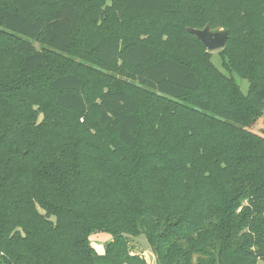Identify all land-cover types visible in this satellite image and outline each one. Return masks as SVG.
I'll use <instances>...</instances> for the list:
<instances>
[{
	"label": "trees",
	"instance_id": "1",
	"mask_svg": "<svg viewBox=\"0 0 264 264\" xmlns=\"http://www.w3.org/2000/svg\"><path fill=\"white\" fill-rule=\"evenodd\" d=\"M106 1L0 0V264L264 261V0Z\"/></svg>",
	"mask_w": 264,
	"mask_h": 264
},
{
	"label": "rangeland",
	"instance_id": "2",
	"mask_svg": "<svg viewBox=\"0 0 264 264\" xmlns=\"http://www.w3.org/2000/svg\"><path fill=\"white\" fill-rule=\"evenodd\" d=\"M111 5H112V0H107L106 6L111 7ZM220 30H224V29H217L215 31H220ZM34 46L37 50H41L43 48V45L41 43H38V42H35ZM207 52L212 56V61L216 65V67H218L223 72L227 73L222 67V59L220 57V51L218 50V51H214V52H209V51H207ZM233 76H234L236 82L238 83V85L240 86L242 92L244 94H247L248 90H249L248 81L241 79L236 74H234ZM135 84H137V83H135ZM254 130L255 131H263L264 130V113H263V116L258 120L256 126L254 127ZM110 240H111V237L105 233L94 234L91 236V242H92L93 246L100 253L105 252V247ZM130 241H131V245L133 247V249H132L133 252L144 257L147 264H158L157 260H156V255L154 254L152 248L150 247V245L148 243L147 237L144 234H140L137 237H131ZM258 264H264V261L259 260Z\"/></svg>",
	"mask_w": 264,
	"mask_h": 264
},
{
	"label": "water",
	"instance_id": "3",
	"mask_svg": "<svg viewBox=\"0 0 264 264\" xmlns=\"http://www.w3.org/2000/svg\"><path fill=\"white\" fill-rule=\"evenodd\" d=\"M190 34L195 36L198 40L202 42L204 47L209 52L220 51L226 47L228 39V31H212L211 27L207 25L204 29H187Z\"/></svg>",
	"mask_w": 264,
	"mask_h": 264
}]
</instances>
